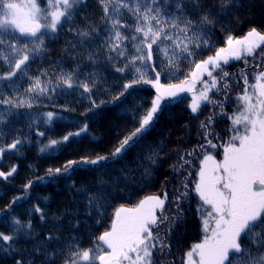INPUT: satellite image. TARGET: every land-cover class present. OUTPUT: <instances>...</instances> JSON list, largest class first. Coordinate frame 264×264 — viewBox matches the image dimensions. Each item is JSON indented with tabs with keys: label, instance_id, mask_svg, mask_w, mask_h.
Masks as SVG:
<instances>
[{
	"label": "snow or ice",
	"instance_id": "obj_1",
	"mask_svg": "<svg viewBox=\"0 0 264 264\" xmlns=\"http://www.w3.org/2000/svg\"><path fill=\"white\" fill-rule=\"evenodd\" d=\"M241 7L240 0H0V163L6 154L21 157L33 133L38 152L48 155L88 133L85 122L43 142L46 131L66 119L61 113L75 111L71 102L55 104L57 96L87 101L80 115L91 119L105 106L119 107L141 84L155 89L149 106L134 103L121 109L118 115L132 127L117 133L109 152L46 169L4 205L0 217L7 230H0V259L11 256L14 264H176L166 259L171 233L187 219L185 205L195 199L203 236L178 258L179 264H264V30L251 26L236 36L232 17L239 19ZM217 29L224 34L222 42ZM61 35L66 37L63 52L80 62L70 68L63 59H50L49 44ZM234 62L243 67L227 71ZM113 74L115 89L109 82ZM165 78L168 83H162ZM186 101L193 119L208 109L197 126L203 143L174 149L176 162L169 168L178 180L171 192V178L165 176L160 193L144 196L133 207H116L109 227L93 238L92 246L82 247L73 234L80 226L79 212L69 213L75 223L70 221L67 235L54 225L43 239L30 218L12 215L8 220L37 181L67 179L84 166L96 176L76 189L85 201L82 214L101 223L112 201L153 179L164 160L165 141L147 139L167 107ZM219 119L228 121L227 140L213 131ZM21 120L27 133L16 127ZM221 147L223 158L216 160L212 151ZM196 158L193 182L189 169ZM17 172L16 164L0 169V182ZM75 188L73 182L70 189ZM27 215L46 218L39 204Z\"/></svg>",
	"mask_w": 264,
	"mask_h": 264
},
{
	"label": "trees",
	"instance_id": "obj_2",
	"mask_svg": "<svg viewBox=\"0 0 264 264\" xmlns=\"http://www.w3.org/2000/svg\"><path fill=\"white\" fill-rule=\"evenodd\" d=\"M243 7L237 9L240 13L239 19L232 17L237 30L234 32L236 36H241L251 26H256L261 30H264V0H240ZM96 12L97 16L99 12L97 9H90ZM95 18V17H93ZM215 36L219 42L224 39V34L217 29ZM66 37L61 35L58 42L50 43L49 49L51 51V60L63 59L65 61L64 67L70 68L73 64L80 63L69 58L68 53L63 52L64 40ZM219 46V44L217 45ZM209 53H204L207 55ZM32 65V74H35L37 65ZM46 68H51L52 65L45 63L43 65ZM243 67L242 62H234L232 65L227 66L226 70L229 72H235L238 68ZM110 84L115 89L117 79L115 74L110 76ZM168 79H163L162 83H168ZM122 83V81H121ZM155 95V89L150 84H141L131 91V94L122 98L119 107L111 105L105 106L102 109L97 110L98 115L89 119L81 116L80 113L85 110L87 101H80L78 96H69L67 99L64 96H57L54 103L57 105H64L71 102V106L75 109L73 112L61 113L66 119L57 120L46 131L45 137L41 138L44 143H47L48 138H59L70 130L83 123L87 122L89 125V131L82 137L76 138L67 147H63L56 154L48 155L38 152L39 145L36 143V137L33 133L31 145H25L23 148V155L17 158L14 155L6 154L3 157L2 163H0V169L7 171L8 166L12 164L18 165V172L8 182H0V210L4 208L13 197L17 194L23 193V185L28 179L35 180L37 176H44L45 171L48 168H56L69 159H78L80 157L95 156L97 153H107L115 145L117 139V133H123L124 131L132 127L131 121L118 114L121 109L132 105L134 103L142 104L147 107L150 105L151 99ZM103 99H110V96L99 97ZM190 100V97H189ZM233 108L232 104L228 105L227 111L231 113ZM46 110L60 111L59 108L49 107ZM91 115V114H90ZM208 115V109L203 110V114L199 117V120L193 119L187 110V101L185 103H173L167 107L164 114L160 117L159 122L156 124L155 130L148 137L147 142H160L165 141L164 152L161 154L164 157L163 163L156 171L155 176L148 182L147 186L143 183L138 184L135 187H130L124 191L117 199L111 202V206L107 208L106 214L101 218V223H96V217L93 216L89 219H85L84 212V197L82 194L77 193L76 189L91 184L95 179L96 173L92 170H85L84 166L80 170H77L71 174L67 179L60 178L55 182H49L48 180L37 181L33 187L24 196V201L16 205L14 209L8 214V220L12 215H18L21 220L31 219L34 230L40 234V238L55 231L54 225L61 228L64 235H67L71 231V224L75 223L72 216L69 213L75 215L77 212L80 215V226L78 231L73 234L81 238L82 247H90L93 243V238L105 231L111 222L112 214L116 207L121 204L126 207H133L138 201L146 195L158 194L165 186V176L171 178V183L168 184V190L171 192L172 186L177 183L178 177L173 175L169 165L176 162L177 153L174 149L181 151L187 149L191 150L194 146L203 143L198 138L197 126L200 120H203ZM228 121L226 119H219L215 124L213 131L222 139L227 140L228 133L226 128ZM24 133L28 132L26 122L21 120L16 125ZM40 131H45L44 127L40 128ZM214 143H221V140H214ZM222 151V147L212 151V154L218 159L219 153ZM129 164L134 167L129 158ZM31 165V167H29ZM120 165H118L119 167ZM199 168V158L194 160V164L189 169L192 172L191 180L194 182L196 172ZM75 182L76 188L70 189V185ZM47 197V200L44 199ZM197 201L193 199L190 205L186 204L187 209L185 221H182L175 227V230L171 233L170 247L171 256L167 257V260H175L176 264H179V257H182L184 252L187 251L193 243L199 242L202 239L203 232L201 230L200 220L195 214ZM39 204V206L46 213V218L41 221L39 215H33L28 217L27 213L31 210L32 205ZM0 230L6 229V221L4 217H0ZM23 244V241H21ZM159 259V257H157ZM0 264H14L11 256L0 259ZM36 264H40L37 260ZM59 264V261L57 262Z\"/></svg>",
	"mask_w": 264,
	"mask_h": 264
},
{
	"label": "rangeland",
	"instance_id": "obj_3",
	"mask_svg": "<svg viewBox=\"0 0 264 264\" xmlns=\"http://www.w3.org/2000/svg\"><path fill=\"white\" fill-rule=\"evenodd\" d=\"M222 158H223V150L219 153V158L218 159L216 158V160H221Z\"/></svg>",
	"mask_w": 264,
	"mask_h": 264
}]
</instances>
